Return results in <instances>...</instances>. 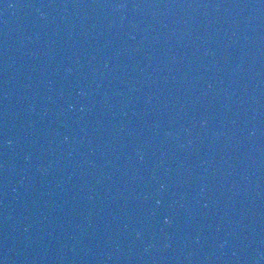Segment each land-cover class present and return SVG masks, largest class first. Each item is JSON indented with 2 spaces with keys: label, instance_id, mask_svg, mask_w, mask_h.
<instances>
[{
  "label": "water",
  "instance_id": "water-1",
  "mask_svg": "<svg viewBox=\"0 0 264 264\" xmlns=\"http://www.w3.org/2000/svg\"><path fill=\"white\" fill-rule=\"evenodd\" d=\"M0 264H264V0H0Z\"/></svg>",
  "mask_w": 264,
  "mask_h": 264
}]
</instances>
